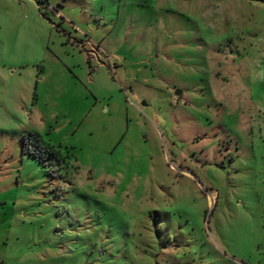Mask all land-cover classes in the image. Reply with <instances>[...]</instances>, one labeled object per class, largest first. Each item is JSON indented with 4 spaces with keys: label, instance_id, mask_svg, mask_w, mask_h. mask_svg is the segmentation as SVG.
Wrapping results in <instances>:
<instances>
[{
    "label": "rangeland",
    "instance_id": "374dc122",
    "mask_svg": "<svg viewBox=\"0 0 264 264\" xmlns=\"http://www.w3.org/2000/svg\"><path fill=\"white\" fill-rule=\"evenodd\" d=\"M0 264H264V0H0Z\"/></svg>",
    "mask_w": 264,
    "mask_h": 264
},
{
    "label": "water",
    "instance_id": "95a60500",
    "mask_svg": "<svg viewBox=\"0 0 264 264\" xmlns=\"http://www.w3.org/2000/svg\"><path fill=\"white\" fill-rule=\"evenodd\" d=\"M177 95V94H176ZM144 105V104H143Z\"/></svg>",
    "mask_w": 264,
    "mask_h": 264
}]
</instances>
